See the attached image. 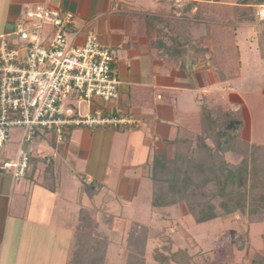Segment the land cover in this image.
Segmentation results:
<instances>
[{
  "label": "crops",
  "instance_id": "0c3cea01",
  "mask_svg": "<svg viewBox=\"0 0 264 264\" xmlns=\"http://www.w3.org/2000/svg\"><path fill=\"white\" fill-rule=\"evenodd\" d=\"M142 1L0 0V39L15 31L29 7L38 6L74 16L67 29L72 44H83L88 32L94 31L112 52L113 68L122 83L119 100L108 108L114 115L138 121L133 126L69 129L63 143L39 132L29 147L31 167L25 179L0 169V264L57 260L59 240L67 244L64 256L69 264L81 211L87 210L99 220L105 218V209L121 208L123 201L132 204L143 183H152L144 165L185 131L184 125H189L183 120L185 115L192 118L198 111L194 105L199 106L203 76L195 54L191 75L186 64L181 68L167 61L162 41L168 19L179 15L175 7L182 0ZM263 11H258L261 21ZM106 106L101 101L86 103L85 115L98 109L110 111ZM21 138L20 132L0 149V167L17 159ZM80 176L82 182L78 183ZM68 185L82 201L72 202L65 188ZM73 205H77L78 216L73 220L75 226L68 227L64 220L68 218L62 215ZM112 212L114 230L118 217Z\"/></svg>",
  "mask_w": 264,
  "mask_h": 264
},
{
  "label": "rangeland",
  "instance_id": "374dc122",
  "mask_svg": "<svg viewBox=\"0 0 264 264\" xmlns=\"http://www.w3.org/2000/svg\"><path fill=\"white\" fill-rule=\"evenodd\" d=\"M143 1L148 2L147 0ZM194 1L197 0H182L179 3V8L178 5L175 7V9H179V15L174 14L175 18L170 17L168 19L167 33L171 39L170 42L176 45V47L170 45L171 55L179 56V51H176V48L179 49L186 42L187 54L192 60L195 54L198 68L201 67L203 80L201 92L198 94L199 106L194 105L195 109L198 110L197 115L203 106L211 111H214L216 107H222V112L229 113L232 111L242 116L243 125L242 128L237 127L236 130L229 131L230 138L221 137V146L225 147L226 151L221 150V148L218 149L214 145L217 134L211 135V137L206 135L205 132L211 127L209 122L204 125L205 130L202 128L203 131L199 127L184 125L185 131L183 128L180 129V132L183 131L181 137L192 142L194 151L200 145L208 143L218 152L220 150V156L228 163L239 164L244 157L242 152L243 149L245 150L244 145L246 143L264 147V61H261V51L257 48L258 36L256 35L257 41L253 36L254 33H257L256 27L255 25L252 27L241 24L237 31L243 65L241 78L230 82L228 85L217 82L218 75L212 67V50L206 27L196 18V9H190V5ZM238 1L210 0L208 3L235 5ZM153 8L155 7L153 6ZM257 9L262 11L264 7ZM24 19L25 16L22 20ZM262 21L264 22V20ZM35 23L33 20H27L26 26L31 28ZM46 27L44 30L51 29V27L47 29ZM69 40L72 43L71 35ZM167 57L169 58L168 62L171 61L172 65L175 64L173 58ZM185 64L190 67L191 60ZM68 107L73 109L76 114L79 111L81 115L86 113V104L79 106L74 102ZM224 115L221 116L225 117ZM199 118H196L197 122ZM183 120L191 123V115H185ZM227 128L228 122L222 123L220 121L218 123V131ZM15 132L17 134H14ZM20 132L22 133V130L14 129L11 137L20 135ZM227 142L230 143L227 144ZM162 151H166L170 158L177 152L173 144ZM77 179L78 183L82 182V176ZM103 186L104 184L101 188ZM65 188L72 202L82 201L81 198H75L76 195L72 186L68 185ZM152 194L153 184L150 181H145L139 197L132 204L128 205L123 201L121 208L117 205L115 208L105 209V218L99 217L100 222L94 216L111 243L105 264H123L125 262L123 258L127 253L128 231L133 225L131 222L148 226L150 230L145 254L146 264H179L180 261H183L181 254L176 255L180 250L186 251L187 255H204L209 260V264H249L256 255L264 256V220L257 218L255 222H251L246 215L247 213L245 215L238 213L197 224L189 215L185 204L152 210ZM85 202H89L87 197H85ZM77 210V205H73L63 213L62 216L68 218L64 219L68 227L75 226L73 220H77ZM112 211L118 217L114 230H112L113 220L110 217ZM58 242L59 256L57 260L55 258L52 262L64 264L67 262L64 256L67 254V244L65 240ZM52 262L45 261V264H54ZM195 263V261H191V264Z\"/></svg>",
  "mask_w": 264,
  "mask_h": 264
},
{
  "label": "trees",
  "instance_id": "16d2710c",
  "mask_svg": "<svg viewBox=\"0 0 264 264\" xmlns=\"http://www.w3.org/2000/svg\"><path fill=\"white\" fill-rule=\"evenodd\" d=\"M208 2L210 0L194 1L190 9H196V18L206 27L212 50V67L220 83L225 84L241 76L242 57L237 39L241 24L255 25L258 48L264 58V22L260 20L257 9L264 6V0H239L235 5ZM170 40L167 31H163L162 41L166 43L167 52L165 55L173 58L175 64L181 68L185 62L191 60L187 70L192 75L193 60L185 49L187 43L184 42L182 47L176 48L179 56L171 55L170 45H176ZM162 47L164 48V45ZM221 108L216 107L211 111L201 107L199 115L196 112L188 126L199 127L203 131L204 125L209 122L211 127L205 132L206 135L211 137L217 134L214 145L226 151L225 147L221 146V137L230 138L229 131L236 130L237 127L242 128L243 118L232 111L222 112ZM221 113L225 114V117H222ZM197 117H200L198 122ZM220 121L228 122L226 130L218 131ZM181 134L179 133L175 140L167 142V147L173 144L177 151L172 158L166 151H162L144 165V168L149 170L153 184L152 210L185 204L189 215L197 224L238 213H247L251 222H255L257 218L264 220V147L243 144L245 150L242 152V161L239 164H231L220 156V150L218 152L208 143L200 145L194 151L192 142L182 138ZM131 223L133 225L128 231L127 253L123 264H146L145 254L150 230L148 226ZM110 244L108 236L101 230L94 215L82 210L69 264H105ZM178 254L182 255L183 260L179 264H191V261H195V264H209L204 255H187L186 251L181 250L176 255ZM249 264H264V256L256 255Z\"/></svg>",
  "mask_w": 264,
  "mask_h": 264
},
{
  "label": "built area",
  "instance_id": "2783aa9c",
  "mask_svg": "<svg viewBox=\"0 0 264 264\" xmlns=\"http://www.w3.org/2000/svg\"><path fill=\"white\" fill-rule=\"evenodd\" d=\"M73 19L71 13L29 7L15 31L0 39V149L10 142L14 129L22 130L17 159L5 162L0 169L11 171L16 179H25L29 173V147L39 132L63 143L69 129L138 123L114 115L108 108L119 100L122 87L112 52L94 31L88 32L83 44H72L67 29ZM27 20L36 23L28 28ZM46 26L51 27L49 32L44 30ZM91 101L103 102L110 111L98 109L81 115L68 107Z\"/></svg>",
  "mask_w": 264,
  "mask_h": 264
}]
</instances>
